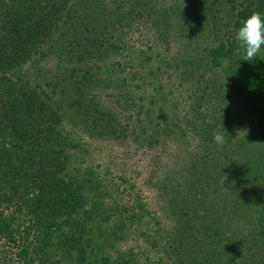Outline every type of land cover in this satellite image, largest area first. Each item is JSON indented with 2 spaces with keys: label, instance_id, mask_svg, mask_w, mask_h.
<instances>
[{
  "label": "rangeland",
  "instance_id": "374dc122",
  "mask_svg": "<svg viewBox=\"0 0 264 264\" xmlns=\"http://www.w3.org/2000/svg\"><path fill=\"white\" fill-rule=\"evenodd\" d=\"M19 1L0 0V40L20 39L8 15ZM241 1L99 0L110 32L101 51L82 64L59 47L53 55L33 57V64L15 62L26 79L40 77L41 83L72 68L84 71L76 74L88 84L80 97L123 125L114 139L103 133L104 124L96 126L75 109L61 110L62 118L54 115L48 128L22 125L5 116L16 100L0 88V183L20 191L29 219L58 226L48 250L54 261L264 264V121L253 107L244 124L230 125L232 99L229 88L223 90V71L204 57L220 40L229 41L231 8ZM78 3L39 0L31 19L36 32L61 31ZM152 5L157 13L147 11ZM60 91L56 100L68 106L66 82ZM224 127L237 134L226 150L236 160L231 172L215 169L225 142L212 138ZM13 142L60 154L19 151ZM231 178H239L234 192L226 189ZM78 197L82 201L69 217ZM220 197L227 198L228 216L217 211ZM5 243L1 250L14 246Z\"/></svg>",
  "mask_w": 264,
  "mask_h": 264
},
{
  "label": "trees",
  "instance_id": "16d2710c",
  "mask_svg": "<svg viewBox=\"0 0 264 264\" xmlns=\"http://www.w3.org/2000/svg\"><path fill=\"white\" fill-rule=\"evenodd\" d=\"M38 1H19L15 7L8 9V15H13L12 19L16 26L13 33L17 32L15 36L20 39L11 40V37H5L0 40V88L7 87L12 92V98L16 100V103L11 102L12 109L5 116L17 120L19 123L21 122L22 125L32 124L37 126L39 124L44 128H48L55 121L54 115L57 114L62 118L61 110L75 109L77 113L85 115L87 119H94L93 122L96 126L104 124L103 133L114 139H119L123 129L122 123L112 118L111 112L105 111L100 104H94V101L80 97L79 94L81 92L82 95L83 85L88 84L83 79L80 81V75H76L78 69L72 68L64 76L58 75L41 83L40 77L34 79V81H31L29 77L26 79L23 69L18 68L15 64V62L27 64L30 61L33 64L36 62L33 57L42 58L45 55H53V49L56 47H59L62 53L63 51H69V60L82 64L98 51H101L102 48H105V42L109 44L110 41L105 38V34L110 32L107 28L109 26L107 25L108 22H105L107 15H105L104 10L97 8L101 7L97 4L99 0H78L79 3L73 7L76 8L75 15L73 16L71 9H69L62 30H54V33L48 35H44V31L36 32L34 24L31 22V19L33 20L36 15H34L35 6L33 5ZM60 2L62 6L68 0H60ZM238 5L235 4L231 8L232 18L230 23H227L231 30L228 32L231 35L229 41L220 40L218 45L207 49V54L204 56L215 67H219L223 71L225 80L223 90L229 88V98L233 101L228 105L230 114L227 117L231 116L230 125H236V122L237 124H244L246 117H250L253 107H257L255 109L259 115L258 117L264 121V115L262 114L264 112V52L253 58V61H244V53L234 40L235 33L245 18L253 12L264 13V0H242ZM140 7L148 8L146 4L145 6L144 4L140 5ZM151 7L147 11L153 12V14L158 12L155 11L158 10L157 5ZM172 9L174 10V8ZM61 10L62 14L65 15L67 11L65 12V9ZM0 15H2V11ZM6 17L8 16L6 15ZM123 17H126V15ZM186 17V21H188V16L186 15ZM111 20L109 21L112 24L111 27L115 26L114 20L117 19ZM186 24L190 28V23ZM214 25L216 27V24ZM189 31L193 32L194 30L190 28ZM19 33L22 36H19ZM82 72L84 71H79V73ZM17 82L20 84L18 88L15 85ZM62 82H66L70 91L65 99L68 106H64V103L60 104L56 100V98H59L57 94L61 90ZM20 91L21 93H18ZM28 97L32 101L34 98H38L41 103L31 102ZM52 106L54 108H51ZM206 118L202 119L203 123L206 122ZM3 126L2 115L0 116V127ZM217 130L225 136V145L221 148L224 153L219 154L220 163L215 166V169L228 171L236 160L230 153L227 154L226 150L230 148L237 134L227 127L217 128ZM206 139L209 141V138ZM13 143L14 148L19 151L25 150L27 147L32 153L40 151L47 152L50 155L54 154V156L60 154L59 150L51 148L50 150L47 148L38 150L34 146L18 144V142ZM203 159L205 161L206 156ZM229 171L231 172V170ZM208 174L211 175L210 172ZM231 179V181H225L228 192H234L236 185H239L237 182L235 183V180L237 181L239 178ZM215 181L212 184L217 185L218 180ZM5 186L0 183V242L6 241L5 244L14 245L15 252L14 248L10 246H5L4 250L0 249V264H61L60 261H54L50 256V252H48L53 247V236L58 226L54 224L43 226L29 219L28 213L18 200L21 194L20 191L12 187L7 189ZM226 199L220 197V202L223 203H221V209L217 211L222 214L225 212L228 216ZM81 201L82 198L78 197L76 202L71 205L72 208L67 212L69 217L73 215L74 210L80 205ZM227 219L225 218V224H228ZM192 234L194 235V233ZM123 264L129 263L126 261Z\"/></svg>",
  "mask_w": 264,
  "mask_h": 264
},
{
  "label": "clouds",
  "instance_id": "9594fccd",
  "mask_svg": "<svg viewBox=\"0 0 264 264\" xmlns=\"http://www.w3.org/2000/svg\"><path fill=\"white\" fill-rule=\"evenodd\" d=\"M235 43L244 53V61H253L264 52V13L253 12L245 18L234 36ZM213 142L222 145L225 142L223 133L213 134Z\"/></svg>",
  "mask_w": 264,
  "mask_h": 264
}]
</instances>
